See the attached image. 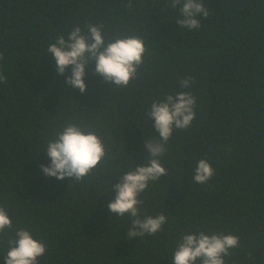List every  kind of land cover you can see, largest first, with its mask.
<instances>
[{"label":"trees","instance_id":"trees-1","mask_svg":"<svg viewBox=\"0 0 264 264\" xmlns=\"http://www.w3.org/2000/svg\"><path fill=\"white\" fill-rule=\"evenodd\" d=\"M171 0H0V264L18 229L46 246L38 264H173L183 234H233L225 264H264V0H201L200 27ZM100 25L105 42L138 35L146 48L135 79L114 86L85 68L80 93L58 75L48 45L74 26ZM192 77L187 88L181 79ZM190 92L194 119L173 129L159 158L167 175L138 195L141 218L164 214L154 235L128 239L131 217L107 207L111 185L148 163L144 141L158 137L146 112L167 94ZM89 125L106 156L81 181L43 174L46 142L65 123ZM45 146V147H44ZM214 169L193 180L199 159ZM199 264V262H197Z\"/></svg>","mask_w":264,"mask_h":264},{"label":"clouds","instance_id":"clouds-1","mask_svg":"<svg viewBox=\"0 0 264 264\" xmlns=\"http://www.w3.org/2000/svg\"><path fill=\"white\" fill-rule=\"evenodd\" d=\"M179 7L182 18L176 20L179 27L198 29V16L207 17L208 9L201 0H171L169 7ZM128 7H131L129 0ZM87 32L79 26H74L67 34L57 37L55 43L48 45L47 53H51L55 61L58 75L65 73L68 66L71 70L65 77V86L78 89L80 93L86 90L84 81L85 68L94 63L93 71L103 80L114 86L125 87L135 79L137 70L143 64L146 52L143 40L138 35L116 37L107 43L102 35L101 26L86 25ZM4 78L0 76V80ZM192 77L181 79L180 87L187 88ZM195 97L190 92L180 91L175 95L167 94L160 101H153L146 112V120H153V126L158 137L144 141V149L148 154V163L139 164L134 170L123 173L117 183L111 185L115 197L107 207L116 216H130L131 225L127 231L128 239L154 235L167 222L164 214L155 217L141 218L138 205L142 203L138 195L143 192L149 181H156L167 175L159 158L166 151V145L172 136L173 129H187L194 119ZM54 137L46 142V154L50 158L48 165L41 164L44 175L62 180L66 177L73 181H81L95 169L106 156L101 138L83 123H65L60 131L54 132ZM44 146V147H45ZM214 174V169L206 159H199L194 167L193 180L203 184ZM12 228V221L6 210L0 207V233ZM4 257L5 264H38V257L43 256L46 246L33 237L29 230L18 229L14 238L8 241ZM239 238L233 234H205L191 232L183 234L173 251V264H225L229 250L238 246Z\"/></svg>","mask_w":264,"mask_h":264}]
</instances>
